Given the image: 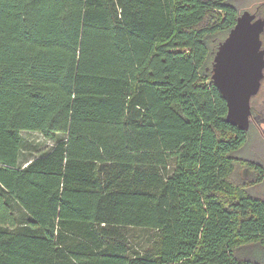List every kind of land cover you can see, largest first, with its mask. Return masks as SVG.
Wrapping results in <instances>:
<instances>
[{
  "label": "trees",
  "instance_id": "1",
  "mask_svg": "<svg viewBox=\"0 0 264 264\" xmlns=\"http://www.w3.org/2000/svg\"><path fill=\"white\" fill-rule=\"evenodd\" d=\"M231 2L0 0V264H264L212 80Z\"/></svg>",
  "mask_w": 264,
  "mask_h": 264
},
{
  "label": "water",
  "instance_id": "2",
  "mask_svg": "<svg viewBox=\"0 0 264 264\" xmlns=\"http://www.w3.org/2000/svg\"><path fill=\"white\" fill-rule=\"evenodd\" d=\"M263 30L264 20L257 13L241 12L212 64V80L227 103L226 122L242 131L249 129L251 100L264 77Z\"/></svg>",
  "mask_w": 264,
  "mask_h": 264
},
{
  "label": "flooded vegetation",
  "instance_id": "3",
  "mask_svg": "<svg viewBox=\"0 0 264 264\" xmlns=\"http://www.w3.org/2000/svg\"><path fill=\"white\" fill-rule=\"evenodd\" d=\"M256 13L258 18L264 20V3L257 5ZM261 50L264 53V30L261 33ZM252 131L255 132L257 140V159L245 157L248 160L249 168L244 169V174L246 179L255 181L251 185V189L257 187V197L264 199V77L258 93L251 100L249 129L245 131L248 137L247 142L251 138Z\"/></svg>",
  "mask_w": 264,
  "mask_h": 264
},
{
  "label": "rangeland",
  "instance_id": "4",
  "mask_svg": "<svg viewBox=\"0 0 264 264\" xmlns=\"http://www.w3.org/2000/svg\"><path fill=\"white\" fill-rule=\"evenodd\" d=\"M238 9L239 13L248 10L252 13L257 12V5L264 3V0H232L231 2ZM255 132H251L250 139L241 150L237 151L235 155L241 157H247L250 159H257V140L255 139ZM23 142H22V158L35 156L44 151H48L55 145V141L46 139L41 133L35 131L25 130L22 132ZM62 135H59V138ZM244 169L240 171L241 178H245ZM253 194L257 195V187L250 190ZM149 230L145 229H132V239L138 243H144L145 238L150 235Z\"/></svg>",
  "mask_w": 264,
  "mask_h": 264
}]
</instances>
